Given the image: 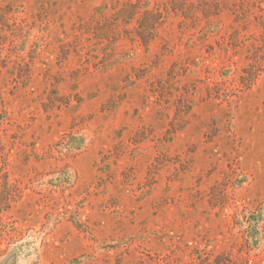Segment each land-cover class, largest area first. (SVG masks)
<instances>
[{
  "label": "rangeland",
  "instance_id": "374dc122",
  "mask_svg": "<svg viewBox=\"0 0 264 264\" xmlns=\"http://www.w3.org/2000/svg\"><path fill=\"white\" fill-rule=\"evenodd\" d=\"M0 264H264V0H0Z\"/></svg>",
  "mask_w": 264,
  "mask_h": 264
}]
</instances>
